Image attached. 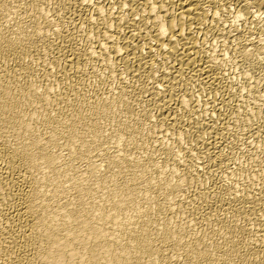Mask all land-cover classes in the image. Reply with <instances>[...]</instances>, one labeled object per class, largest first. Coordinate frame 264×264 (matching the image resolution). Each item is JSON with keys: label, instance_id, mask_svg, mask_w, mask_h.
I'll return each mask as SVG.
<instances>
[{"label": "bare ground", "instance_id": "1", "mask_svg": "<svg viewBox=\"0 0 264 264\" xmlns=\"http://www.w3.org/2000/svg\"><path fill=\"white\" fill-rule=\"evenodd\" d=\"M0 264H264V0H0Z\"/></svg>", "mask_w": 264, "mask_h": 264}]
</instances>
